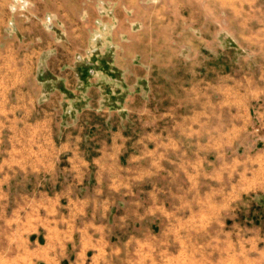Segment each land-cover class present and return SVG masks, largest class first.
I'll return each instance as SVG.
<instances>
[{"label": "rangeland", "instance_id": "rangeland-1", "mask_svg": "<svg viewBox=\"0 0 264 264\" xmlns=\"http://www.w3.org/2000/svg\"><path fill=\"white\" fill-rule=\"evenodd\" d=\"M1 2L13 30L29 35L36 80L78 110L69 123L85 125L88 156L114 128L132 144L144 132L177 142L162 176L179 218L166 219L163 234L160 218L127 217L97 262L264 264V190L211 214L204 174L225 151H264V0ZM245 17L261 25L256 44L243 40ZM182 157L195 161L192 190Z\"/></svg>", "mask_w": 264, "mask_h": 264}, {"label": "crops", "instance_id": "crops-1", "mask_svg": "<svg viewBox=\"0 0 264 264\" xmlns=\"http://www.w3.org/2000/svg\"><path fill=\"white\" fill-rule=\"evenodd\" d=\"M0 10V250L11 252L0 264H102L98 258L116 247V227L133 215L160 218L164 234L165 220L180 212L165 197L162 176L176 149L173 135L144 132L132 144L114 128L88 156L85 125L69 123L75 109L36 80L29 35L13 30L8 4L1 2ZM252 17L239 25L243 40L256 44L261 25ZM219 160L204 174L209 210L221 215L243 195L264 190V151H225ZM181 162L192 190L195 161Z\"/></svg>", "mask_w": 264, "mask_h": 264}]
</instances>
